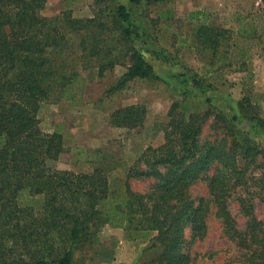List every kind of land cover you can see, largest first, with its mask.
Listing matches in <instances>:
<instances>
[{
	"label": "trees",
	"instance_id": "16d2710c",
	"mask_svg": "<svg viewBox=\"0 0 264 264\" xmlns=\"http://www.w3.org/2000/svg\"><path fill=\"white\" fill-rule=\"evenodd\" d=\"M93 1L94 16L78 19L69 12L42 16L47 0H0V264H75L76 253L103 226L150 236L143 249L149 258L142 264H195L185 231L199 239L206 235L208 206L189 193L203 179L214 214L236 248L232 264H264V224L253 212L254 199L264 212V150L237 128L236 116L186 115L173 104L162 144L147 147L122 183L102 168L77 174L50 165L63 154L64 141L59 132L40 128L38 112L52 99L75 100L78 61L81 69L94 68L98 78L127 61L108 94L134 80L156 79L131 44L136 32L127 7ZM128 1L137 6L181 0ZM245 28L241 25V37L250 36ZM230 32L200 22L195 43L214 60ZM258 39L264 45V38ZM71 50L77 52L75 59L68 57ZM191 80L195 90L202 89L197 78ZM237 108L242 120L264 131V117L247 98ZM145 117L143 105H130L115 110L110 125L135 129ZM209 119L222 135L204 140ZM131 179L151 180L149 191H132ZM232 196L247 220L242 229L229 209Z\"/></svg>",
	"mask_w": 264,
	"mask_h": 264
},
{
	"label": "rangeland",
	"instance_id": "374dc122",
	"mask_svg": "<svg viewBox=\"0 0 264 264\" xmlns=\"http://www.w3.org/2000/svg\"><path fill=\"white\" fill-rule=\"evenodd\" d=\"M117 5L127 7L130 28L136 32L131 44L151 64L156 79L134 80L124 89L108 94L126 71L127 61L103 78H98L94 68L81 69L78 61L80 86L74 91L75 100L52 99L38 112L40 128L48 133L59 132L63 137L65 150L57 161L51 162L53 168L77 174L102 168L112 181L122 183L127 170L147 147L162 144L168 110L175 103L178 112L186 115L209 111L228 118L236 116L237 128L264 150V131L242 120L237 108V103L247 98L264 117V45L258 39L264 38V0H181L137 6L128 0H113L110 8ZM96 10L93 0H47L41 15L54 17L69 12L74 18L87 19ZM200 22L231 31L230 41L224 42L214 60L195 43L194 33ZM241 25L250 30V36L241 37ZM255 31L262 33L257 36ZM68 54L69 58L77 57L73 50ZM193 78L200 81L202 89L193 88ZM135 104L146 108L141 127L110 125V115L115 110ZM212 124V119L206 121L204 140L222 135ZM150 181L131 179L129 185L132 191L145 194ZM189 193L208 206L206 235L199 239L193 237L190 229L185 231L193 263L232 264L237 251L214 214L206 180L196 182ZM253 206L255 217L264 224V212L257 199ZM229 209L242 229L247 220L235 196L229 200ZM129 233L103 226L76 253L75 264H142L149 258V252L143 249L150 236L139 233L133 237Z\"/></svg>",
	"mask_w": 264,
	"mask_h": 264
},
{
	"label": "crops",
	"instance_id": "0c3cea01",
	"mask_svg": "<svg viewBox=\"0 0 264 264\" xmlns=\"http://www.w3.org/2000/svg\"><path fill=\"white\" fill-rule=\"evenodd\" d=\"M151 65V64H150ZM128 106H130V105H128ZM126 107V106H125Z\"/></svg>",
	"mask_w": 264,
	"mask_h": 264
}]
</instances>
